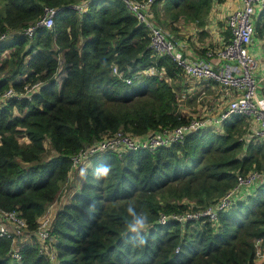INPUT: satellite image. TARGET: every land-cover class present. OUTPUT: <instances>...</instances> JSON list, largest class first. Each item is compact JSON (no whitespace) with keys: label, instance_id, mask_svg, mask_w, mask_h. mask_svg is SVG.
Returning a JSON list of instances; mask_svg holds the SVG:
<instances>
[{"label":"trees","instance_id":"1","mask_svg":"<svg viewBox=\"0 0 264 264\" xmlns=\"http://www.w3.org/2000/svg\"><path fill=\"white\" fill-rule=\"evenodd\" d=\"M82 1L0 0V37L8 35L0 40V97L16 93L0 104V209L26 223L22 235L0 236V264H264L256 247L261 240L264 252V179L217 221L158 223L162 213L214 202L241 174L264 173V141L247 139L251 121L242 115L154 152L95 156L81 188L54 216L51 240L37 238L39 219L84 146L121 129L145 136L192 119L182 113L172 83L143 72L152 64L169 77L182 70L154 51L150 29L125 1L93 0L79 13L72 5ZM212 4L155 0L152 11L159 24L165 11L171 20L202 25ZM45 6L58 9L54 26L27 37L25 29L44 16ZM256 32L264 38V8ZM39 82L30 96H20ZM129 207L148 216L146 233L128 230ZM145 235L146 244L134 245Z\"/></svg>","mask_w":264,"mask_h":264},{"label":"built area","instance_id":"2","mask_svg":"<svg viewBox=\"0 0 264 264\" xmlns=\"http://www.w3.org/2000/svg\"><path fill=\"white\" fill-rule=\"evenodd\" d=\"M91 1L93 0H83L73 4L72 8L79 13H84ZM124 1L128 10L137 17L140 23L150 29L151 47L159 56H169L181 68L182 72L189 77L217 82L227 91L229 90L233 97L219 112L213 114L214 107L212 106L206 110L203 118H192L188 123L174 128L155 131L145 136H135L121 129L112 136L104 137L86 145L72 156L70 177L75 170L82 168L83 165L85 167L97 155L109 151H115L121 155L126 151L140 149L154 152L160 147L182 143L186 136L192 132L209 126H218L233 115H242L251 121L252 134L247 136L248 140L253 136L260 140L264 138V96L260 94V77L259 79L257 77L259 65L256 53L253 50L257 34L256 18L259 11L264 8V0H238L239 6L229 14L227 19V26L231 32L230 40L217 51L218 57L222 60V65L219 69L214 68L206 60H190L178 50L176 42L170 38L166 30L160 27L152 17L155 0ZM57 12V8L45 6L44 16L35 24L28 26L25 29V35L32 38L38 27L52 28L55 24ZM7 37L8 35H2L0 40ZM143 72L147 75L158 76L161 79H164L165 74H167L165 68H158L156 64L148 66ZM113 73L122 77L117 65H114ZM138 74L135 73L133 77L126 78V82L131 83L132 79ZM40 85L41 83L39 82L27 88L25 94L20 96H30ZM15 94L12 89L8 90L0 97V104ZM263 179L264 173L257 170L247 175L241 174L238 176L235 186L214 202L202 208L189 209L183 212L162 213L158 223L166 224L175 221L184 225L187 222L204 219L217 221L221 212L228 211L238 201L245 199ZM49 208L39 219V227L36 231L37 238L45 244H47L46 240H51L53 219L45 216L49 212ZM25 230L26 223L17 212H7L0 209V236L9 234L22 235ZM261 245L262 241L257 240V254L264 260V252ZM49 254L52 258L56 257L55 252L50 249ZM14 256L19 257L17 250L14 251Z\"/></svg>","mask_w":264,"mask_h":264},{"label":"crops","instance_id":"3","mask_svg":"<svg viewBox=\"0 0 264 264\" xmlns=\"http://www.w3.org/2000/svg\"><path fill=\"white\" fill-rule=\"evenodd\" d=\"M238 6V0H213L211 10L205 17L202 25H198L193 21H188L184 17L171 20L165 11H162L163 14L160 24L157 22L153 11L152 17L160 27L163 25L162 28L172 36L177 44L178 50L188 59L193 61L206 60L210 62L214 68L219 69L222 65V60L218 57L217 51L226 43V39L230 37L231 32L227 26V19L229 14ZM253 50L256 53L259 65L257 77L258 79L260 77V94L264 96V38L259 39L255 37ZM177 75L178 76L175 77H169L168 74H165L164 79L168 80L173 84L174 88H176L181 99V111L187 116H203L205 112L200 114L201 107L207 104H211L214 110L217 109V113L222 110L233 97V94H231L229 90L227 91L215 82L192 78L187 76L184 72H180ZM253 138L259 140L254 136L251 139ZM261 140L264 141V138ZM85 170L86 169L82 171L78 169L73 172L72 186L69 189L71 192L68 195L70 198L81 188ZM65 191L66 190L59 193L50 207L56 204L58 198H61L60 195H63ZM64 203L65 202L62 201V205ZM58 211L55 212L54 216ZM22 239L27 240V236Z\"/></svg>","mask_w":264,"mask_h":264},{"label":"rangeland","instance_id":"4","mask_svg":"<svg viewBox=\"0 0 264 264\" xmlns=\"http://www.w3.org/2000/svg\"><path fill=\"white\" fill-rule=\"evenodd\" d=\"M162 27H163V25H161ZM196 79H200V78H196ZM209 107H212V105L211 104H207V105H205V106H202L201 107V112H200V114H203L204 112H205V110H207ZM199 110H200V108H199ZM217 111V109H215V110H213V114L215 113ZM200 114H198V115H200ZM195 115H197V114H195ZM204 116H199V117H192V118H203ZM127 152V151H126ZM91 163H88L85 167H84V165H83V167L82 168H80L79 170H84V169H86V168H88L89 167V165H90ZM72 186V176L70 177V179H69V181L66 183V185L63 187V189H62V191H64V190H66L64 193H63V195H60L61 196V198H58V200H57V202H56V204H54L53 206H51L50 208H49V212L45 215L47 218H52L53 219V217H54V214H55V212L56 211H58L62 206H64L65 204H67L68 203V200H69V193L71 192V190H69L70 189V187ZM68 189V190H67ZM71 199V198H70ZM62 201L63 202H65L63 205H62ZM70 201V200H69ZM67 202V203H66ZM261 248H262V245H261ZM257 256H258V258L257 259H259V260H263V258L260 256V255H258L257 254ZM264 261V260H263Z\"/></svg>","mask_w":264,"mask_h":264},{"label":"clouds","instance_id":"5","mask_svg":"<svg viewBox=\"0 0 264 264\" xmlns=\"http://www.w3.org/2000/svg\"><path fill=\"white\" fill-rule=\"evenodd\" d=\"M104 175L108 174V169H104ZM128 213L133 217L132 221L127 225L128 230L131 232L139 233L144 231L146 233L149 227L148 216L144 213L137 214L132 207L128 208ZM147 243L146 235L139 239L138 244L134 245H144Z\"/></svg>","mask_w":264,"mask_h":264}]
</instances>
